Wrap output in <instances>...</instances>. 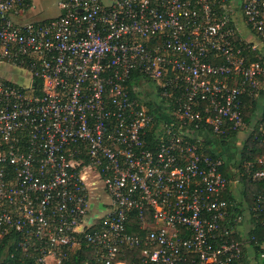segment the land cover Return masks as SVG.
I'll use <instances>...</instances> for the list:
<instances>
[{
  "label": "built area",
  "instance_id": "1",
  "mask_svg": "<svg viewBox=\"0 0 264 264\" xmlns=\"http://www.w3.org/2000/svg\"><path fill=\"white\" fill-rule=\"evenodd\" d=\"M31 6L0 0V64L24 72L0 78V259L264 264L251 220L263 213L264 230V194L237 214L221 196L239 178L200 138L245 128L264 65L242 52L264 47V0H59L56 17L24 21ZM134 72L175 97L163 129L129 92ZM99 186L108 201H93Z\"/></svg>",
  "mask_w": 264,
  "mask_h": 264
},
{
  "label": "trees",
  "instance_id": "2",
  "mask_svg": "<svg viewBox=\"0 0 264 264\" xmlns=\"http://www.w3.org/2000/svg\"><path fill=\"white\" fill-rule=\"evenodd\" d=\"M28 4L31 5L32 0H28ZM234 39L236 42H238L239 35L236 34L234 36ZM242 54L245 55L247 58L245 65H249L252 61H256V60L260 61L263 65L262 62L263 59L259 57L257 50L251 51L250 49H244ZM139 82H140V77L136 72H134L127 81V88L131 93L132 97L136 98L135 88L137 87ZM259 93L261 95H264V85L262 86ZM174 98L164 97V99H162V103H165L166 101L167 104L166 106L170 108V113L172 112L173 109L176 108L177 105L175 103ZM241 101L243 103V121L245 122V128H246L250 123L251 117L256 112L257 99L252 96L243 95L241 97ZM147 110L148 112H151L152 109L147 108ZM164 115L165 114L163 113H158L154 118L156 128L157 126L159 127V122L161 120L164 121L163 118ZM172 118L174 119V121H176L174 115H172ZM205 132H207L209 135H212L213 143L212 144L210 143L209 145L208 142L202 141L201 147H204L206 149V153L208 155L214 158L222 159L223 157L221 156L220 150L226 149L228 142H230L229 141L230 138L234 136L237 131L229 132L225 137L222 138L212 134L209 129H207V131ZM145 139L147 141V144L153 147H155V145L158 143V141H156V136L154 131H149ZM259 159H261L262 163H258ZM237 162H238V166H236L237 168L236 169L232 168L231 171V169L229 170L228 164H226L224 161L223 164L220 166V171L224 176H227L229 178L239 175L238 177L240 183H242L243 185V189L240 190L239 188H237L238 191L237 196L242 199L245 198L246 201L245 200L244 202L239 201V199H236V197L231 192L226 194L224 193L222 194L221 197L234 204V209L237 214H242L246 208V210H248L249 212V215H251L252 213L250 211V208L253 205H256L257 203L256 199L264 194V179H261L259 181H252L248 177L249 172L257 169H261L263 168L264 165V108L260 113V119H258L253 125L252 132H250L249 135H247L246 139L243 140L242 146L238 152ZM129 219L130 222L133 224L132 227H129V230L133 233L142 232V230H139L140 223L137 220L136 216H133ZM262 219H263V213H259L256 218L253 217L251 218L252 222H254L256 225V230L254 231V234L259 243L263 241V237H264V230L261 227ZM236 236H237V232H234L231 235V237H236ZM90 253L91 251L89 249H82L79 252V254L74 258L73 264H80L86 259L89 260L92 259L93 256ZM124 259L127 262H133L134 264H142L138 249H133L131 252H128L127 256ZM187 262L182 264H190V262L188 263ZM27 263L30 264L29 261ZM0 264H25V263H21L18 257H14V258L8 257L7 259H0Z\"/></svg>",
  "mask_w": 264,
  "mask_h": 264
},
{
  "label": "rangeland",
  "instance_id": "3",
  "mask_svg": "<svg viewBox=\"0 0 264 264\" xmlns=\"http://www.w3.org/2000/svg\"><path fill=\"white\" fill-rule=\"evenodd\" d=\"M58 1L59 0H33L32 6L30 11L32 13L28 14L25 18V20H32L34 18L36 19H45V18H49V17H54L56 15H58L59 13V7H58ZM106 3H108L111 0H102ZM250 40H256L251 38ZM257 42V40H256ZM257 53L259 55L260 58L263 59V65H264V47L262 46H258L257 48ZM14 72H12V68L9 65H0V78L1 79H10L13 80L17 83H21L22 80V76L20 75V73H23L22 71L13 69ZM135 92H136V98L139 101V103L141 105H143L144 107L148 108V109H152L151 112H155L156 114L158 113H163L164 115V121L161 120L159 122V124H161V128H164V123L169 121V116H170V108L168 106H166V101L165 103H162V99H164V97H161L160 94L157 92V89H155V86L152 82H149L147 80H143L140 81L137 85V87L135 88ZM263 95H259L257 100V108H256V112L254 113V115L251 117L250 119V123L248 125V127H246L245 129L236 132L234 136H232L230 138V144L231 145H227L226 149L224 150H220L221 152V156L223 157L222 159L225 161H227L228 163V167L229 169H236L238 166V152L242 146V142L243 140L246 139L247 135H249L250 132H252L253 129V125L255 124V122L260 119V113L262 111V109L264 108V97H262ZM149 104V105H148ZM210 139H211V144L213 143V137L212 135H209ZM210 145V144H209ZM237 163V164H236ZM237 176V175H236ZM239 176V175H238ZM237 176V178H239ZM238 188L240 190L243 189V185L242 183L238 184ZM90 195L92 196L93 201L98 200H102L103 202L108 201L107 199V195H105L104 191L102 190V187L99 186L98 189H94L90 192ZM239 201L244 202L245 198H238ZM238 201V200H237ZM246 201V200H245ZM247 204V203H245ZM246 210V208H245Z\"/></svg>",
  "mask_w": 264,
  "mask_h": 264
},
{
  "label": "crops",
  "instance_id": "4",
  "mask_svg": "<svg viewBox=\"0 0 264 264\" xmlns=\"http://www.w3.org/2000/svg\"><path fill=\"white\" fill-rule=\"evenodd\" d=\"M32 3H33V0H32ZM31 9V8H30ZM30 9L27 11V13H26V16L28 15V14H30V13H32L31 11H30ZM59 14V13H58ZM26 16H25V18H26ZM57 16V15H56ZM56 16H54V17H56ZM54 17H49V18H45V19H50V18H54ZM34 20H36V21H39V20H44V19H36V18H34V19H32V20H25L24 19V21H34ZM251 41H253L254 43H256L254 40H251ZM258 46H261L260 44H258ZM0 65H4V64H0ZM11 67V66H10ZM12 68V72H14V70L13 69H15V68H13V67H11ZM17 70V69H16ZM20 71V70H19ZM20 75L21 76H23L24 75V72L23 73H20ZM6 80H9V81H12V82H14L13 80H10V79H6ZM22 80H24V78H22ZM262 97H264V95L262 96ZM258 101H259V99H257ZM200 138H202L205 142H208V144H210V142H211V139H210V137H209V134L206 132V133H204V135H201L200 136ZM228 145H231L229 142H228ZM221 153V152H220ZM222 160V159H221ZM223 161V160H222ZM224 162V161H223ZM225 163L226 164H228L227 163V161L225 160ZM229 166V165H228ZM230 170V169H229ZM231 171H232V169H231ZM231 179H237V177L236 176H233V177H231ZM240 181V180H239ZM231 189L229 190L231 193H233V195L236 197V199H238L239 197L237 196L238 195V191H237V188H238V184L236 183H233L232 184V186L230 187Z\"/></svg>",
  "mask_w": 264,
  "mask_h": 264
},
{
  "label": "water",
  "instance_id": "5",
  "mask_svg": "<svg viewBox=\"0 0 264 264\" xmlns=\"http://www.w3.org/2000/svg\"><path fill=\"white\" fill-rule=\"evenodd\" d=\"M99 207H100V208H103V206H102V205H100Z\"/></svg>",
  "mask_w": 264,
  "mask_h": 264
}]
</instances>
